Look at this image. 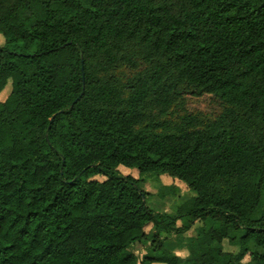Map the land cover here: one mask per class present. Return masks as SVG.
Listing matches in <instances>:
<instances>
[{
    "label": "trees",
    "instance_id": "1",
    "mask_svg": "<svg viewBox=\"0 0 264 264\" xmlns=\"http://www.w3.org/2000/svg\"><path fill=\"white\" fill-rule=\"evenodd\" d=\"M1 38L0 264H264V0H0Z\"/></svg>",
    "mask_w": 264,
    "mask_h": 264
},
{
    "label": "rangeland",
    "instance_id": "2",
    "mask_svg": "<svg viewBox=\"0 0 264 264\" xmlns=\"http://www.w3.org/2000/svg\"><path fill=\"white\" fill-rule=\"evenodd\" d=\"M0 41H4V38H1ZM8 92L5 93L7 95ZM4 97V96H3ZM189 105L192 110H201V111H211L218 108V103L215 99L210 95H204L202 97H191L189 100ZM125 166L120 168L121 172L124 174H132L134 176H138L139 172L136 169H125ZM127 168V167H126ZM136 170V171H135ZM96 178L103 180L104 177L102 175L96 176ZM173 186L178 185L181 189L180 194L181 197L175 195H168L165 193H160V189H162L163 185L170 189ZM142 187L144 190L148 192L147 194V203L149 207H151L155 212H165L169 211L172 213L176 210V204L184 201L185 199L195 195V192H191L188 190V187L185 183L175 180L172 177L167 175H157L156 173H146L143 175ZM164 187V188H165ZM189 192V193H188ZM151 229V225L146 227V230L149 231ZM173 238V235H171ZM170 238V239H172ZM170 242V241H169ZM172 242V241H171ZM223 246L225 250H238L237 247L231 245L228 239L224 240ZM146 248L141 243H137L134 247L135 251L141 256L144 252L143 249Z\"/></svg>",
    "mask_w": 264,
    "mask_h": 264
},
{
    "label": "crops",
    "instance_id": "3",
    "mask_svg": "<svg viewBox=\"0 0 264 264\" xmlns=\"http://www.w3.org/2000/svg\"><path fill=\"white\" fill-rule=\"evenodd\" d=\"M165 212H169V211H165ZM170 213V212H169ZM172 250L173 252L178 255L179 257H182V258H187L189 255H190V250L187 248V247H183V246H180L178 245L175 240L173 242V245H172ZM145 248L143 249V252H145ZM232 251V250H230ZM153 264H166V263H159V262H156V263H153Z\"/></svg>",
    "mask_w": 264,
    "mask_h": 264
}]
</instances>
